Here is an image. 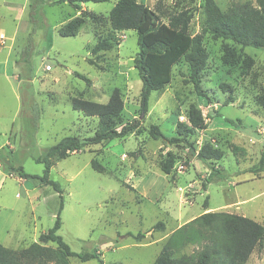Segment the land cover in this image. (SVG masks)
I'll list each match as a JSON object with an SVG mask.
<instances>
[{"label": "rangeland", "instance_id": "obj_1", "mask_svg": "<svg viewBox=\"0 0 264 264\" xmlns=\"http://www.w3.org/2000/svg\"><path fill=\"white\" fill-rule=\"evenodd\" d=\"M139 1L163 22L189 10L191 35L206 23V0ZM212 1L221 12L235 4L256 6L255 0ZM115 2L0 0V242L18 249L52 226L60 193L41 182L44 165L35 161L49 146L65 136L84 139L135 120L139 125L133 134L50 158L48 178L62 189L57 233L71 250L97 251L105 264H152L166 240L165 229H155V223L161 220L175 230L201 214L204 203L264 225V171H250L264 149V47H242L203 33L208 58L200 86L205 95L194 92L187 66L180 62L173 66L170 82L150 92L141 115V80L133 63L136 31H117L118 44L91 51L110 31L107 15ZM82 12L85 21L76 35L57 32ZM226 48L239 56L235 65L222 62ZM247 56L252 59L249 66L243 63ZM114 88L123 100L117 117L101 121L71 106L73 97L106 102ZM229 95L232 102L226 101ZM190 104L201 110L205 128L193 130L187 142L149 136L152 124L164 137L175 136V124L187 122ZM203 141L223 151L215 162L223 178L206 184L209 164L197 159L189 145L198 149ZM167 151L176 156L169 175L159 169ZM19 166L32 176L24 179L12 171ZM128 232L144 237L136 241ZM200 248L201 243H189L175 255ZM69 262L98 264L95 258L81 261L76 256ZM245 264H264V235Z\"/></svg>", "mask_w": 264, "mask_h": 264}, {"label": "trees", "instance_id": "obj_2", "mask_svg": "<svg viewBox=\"0 0 264 264\" xmlns=\"http://www.w3.org/2000/svg\"><path fill=\"white\" fill-rule=\"evenodd\" d=\"M38 1L40 0H36ZM255 2L256 6L246 3L235 4L227 12H221L212 0H206V23L200 33L191 35L188 33V26L192 15L187 9L170 15L167 22H163L153 9L139 0H116L107 15L110 31L106 37L97 40L91 51L96 54L118 44L115 37L117 31L128 29L136 31L138 51L133 58V63L141 80L139 97L140 114L143 115L147 111L150 92L164 88L171 80L173 66L180 62H184L187 66V81L192 84L194 92L199 96L205 95L200 86V75L208 58L203 45V33L230 39L242 47H264V0H255ZM84 21L85 15L82 12L61 24L57 32L61 36H74ZM221 60L226 65H235L239 61V56L236 55L234 48H226ZM243 63L249 66L252 63L251 57L247 56L243 59ZM78 75L86 78L82 74L78 73ZM226 101L232 102L231 95ZM71 106L86 116H95L105 121L120 115L123 100L119 89L114 88L106 102L73 97ZM186 118L187 122H176L175 136L164 137L156 124L149 126L148 134L153 139L161 138L169 143L187 142L188 135L195 129L205 128L206 123L201 110L194 104L189 105ZM229 122L234 121L229 120ZM138 125L139 121L135 120L125 123L118 129L106 127L84 139L77 136H65L49 146L41 158L35 159L36 162L44 165L43 174L39 177L41 182L60 193V205L52 226L41 232L37 241L18 249L7 247L0 242V264H70L71 256H76L81 261L95 258L98 264H105L102 259H98L97 251L80 253L71 250L57 233L61 226L62 189L57 181L48 178L52 166L50 158L60 153L80 150L86 144H105L115 138H124L136 132ZM189 145L197 159L209 164L208 175L204 179L205 184L214 177L223 178L220 169L215 166V162L223 155L220 148L214 147L208 141H203L198 149L194 148L193 143ZM175 162V154L167 151L159 162V169L169 175ZM12 171H16L24 179L32 176L21 166L12 168ZM250 171H264V149L257 163L250 167ZM207 206L204 203L205 210L201 214L172 231L152 264L246 263L253 249L260 245L264 235V225L237 213L208 211ZM154 228L164 230L165 225L160 220L155 223ZM126 235L136 241L144 237L141 232L135 234L128 232ZM189 243H201V248L191 253L175 255Z\"/></svg>", "mask_w": 264, "mask_h": 264}, {"label": "crops", "instance_id": "obj_3", "mask_svg": "<svg viewBox=\"0 0 264 264\" xmlns=\"http://www.w3.org/2000/svg\"><path fill=\"white\" fill-rule=\"evenodd\" d=\"M204 210H205V209H203V211H204ZM207 210H208V211H209V210H212V211H213L214 208L209 207ZM203 211H202V212H203ZM173 230H174V229H172V228L167 229V227H165V230H164L163 235H162L163 238L167 239L168 236L172 233ZM33 241H37V238H36V240H35V238H34ZM33 241H31V242H33ZM31 242H29V243H31ZM29 243H26V245L29 244ZM26 245H25V246H26ZM23 247H24V246H23ZM13 249H14V248H13ZM83 264H84V263H83Z\"/></svg>", "mask_w": 264, "mask_h": 264}]
</instances>
